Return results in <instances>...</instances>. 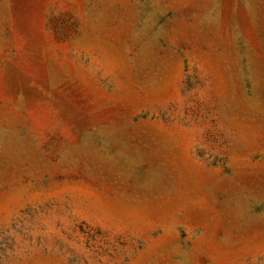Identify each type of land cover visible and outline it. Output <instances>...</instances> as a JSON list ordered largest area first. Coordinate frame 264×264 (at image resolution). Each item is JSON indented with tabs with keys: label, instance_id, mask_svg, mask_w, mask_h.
<instances>
[{
	"label": "rangeland",
	"instance_id": "374dc122",
	"mask_svg": "<svg viewBox=\"0 0 264 264\" xmlns=\"http://www.w3.org/2000/svg\"><path fill=\"white\" fill-rule=\"evenodd\" d=\"M0 264H264V0H0Z\"/></svg>",
	"mask_w": 264,
	"mask_h": 264
}]
</instances>
